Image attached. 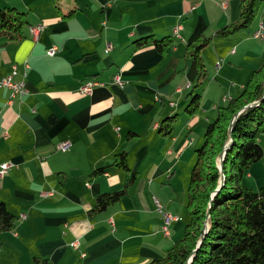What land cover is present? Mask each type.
Listing matches in <instances>:
<instances>
[{"label":"crops","instance_id":"obj_1","mask_svg":"<svg viewBox=\"0 0 264 264\" xmlns=\"http://www.w3.org/2000/svg\"><path fill=\"white\" fill-rule=\"evenodd\" d=\"M239 4L0 0V7L25 11L28 20L18 40L0 36V77L13 63L26 71V91L12 103L9 88L0 86V163H11L0 174V199L17 216L12 229L0 231V264H33L35 256L51 264H144L165 253L189 218L176 178L190 172L193 157L184 162L183 155L202 141L213 110L237 95L264 61V35L253 36L260 22L264 27L263 3L249 27L230 37L213 36L201 48L207 79L199 108L185 112L197 73L195 62L184 56L185 46L236 20ZM38 22L43 28L34 36L29 27ZM147 34L173 39L163 52L153 42L136 46L134 40ZM51 45L57 50L48 54ZM85 79L97 82L88 93L79 89ZM208 110L213 113L205 115ZM174 113L171 134L160 132L161 119ZM64 140L67 148H58ZM122 150L129 170L108 165ZM102 165L107 167L93 173ZM256 167L245 174L259 186ZM132 171L128 192L90 215L95 196L121 188ZM153 196L162 209L180 214L168 234L161 230Z\"/></svg>","mask_w":264,"mask_h":264},{"label":"trees","instance_id":"obj_2","mask_svg":"<svg viewBox=\"0 0 264 264\" xmlns=\"http://www.w3.org/2000/svg\"><path fill=\"white\" fill-rule=\"evenodd\" d=\"M264 0H240L239 17L217 28L212 35L200 33L185 46V58L197 68L196 78L188 92L185 112L199 108L207 68L200 54L213 36L230 37L249 27ZM26 12L15 7H0V36L7 41L24 35L28 22ZM172 35L154 37L147 34L134 40L136 46L153 42L159 52L172 42ZM177 113L165 115L159 131L171 134ZM133 132L131 131L129 135ZM264 134V61L255 68L241 91L217 107L203 131L202 143L194 148L187 187L189 218L182 234L162 256L144 264H264V181L257 187L242 182L253 162L263 155L260 135ZM222 158V159H221ZM222 162L221 170L218 163ZM108 165L129 170L126 152H117ZM106 166H98L93 173ZM221 172L224 179L221 182ZM132 171L121 188L103 191L95 196L89 214L102 211L128 192L135 179ZM17 216L0 199V231L14 227ZM33 264H51L47 257L35 256Z\"/></svg>","mask_w":264,"mask_h":264},{"label":"built area","instance_id":"obj_3","mask_svg":"<svg viewBox=\"0 0 264 264\" xmlns=\"http://www.w3.org/2000/svg\"><path fill=\"white\" fill-rule=\"evenodd\" d=\"M225 5V3H223ZM178 27L174 28V32L178 34ZM43 28V25L41 22H38L36 24L30 25L29 30L30 32L34 35L37 36L40 30ZM263 24L262 22L259 23L258 28H256L253 31V36L255 37H261L264 35L263 31ZM111 49V44L107 43L106 50ZM57 50L56 45H51L47 49L48 54H53ZM218 62V61H217ZM27 66V65H26ZM25 77H26V71L25 69L21 70L19 68V65L17 63H13L11 65V70L9 73H7L4 76L0 77V86H7L9 88V95L7 98V103H12L15 97L18 95L23 94L26 91L25 87ZM115 81L122 85L123 84V79L119 74H116L114 77ZM97 82L92 79H85L82 84L80 85V91L83 93H88L91 91L92 87L96 84ZM69 145L68 140L61 141L57 144V147L60 149H66L67 146ZM11 166L10 162L4 161L0 163V174H4ZM153 200L155 201L157 209L161 212L162 215V224H161V230L164 234L169 233V224L171 223L172 220L179 219L180 216L172 214L170 211L163 210L160 202L158 199L153 196ZM71 245L76 247L78 246V241L77 239L73 240L71 242Z\"/></svg>","mask_w":264,"mask_h":264},{"label":"rangeland","instance_id":"obj_4","mask_svg":"<svg viewBox=\"0 0 264 264\" xmlns=\"http://www.w3.org/2000/svg\"><path fill=\"white\" fill-rule=\"evenodd\" d=\"M263 3H264V1H263ZM263 3L261 4V6L259 7V10L257 11V13L258 14H256V15H259V11H260V9H261V7H262V5H263ZM253 22V21H252ZM251 25V24H250ZM249 25V26H250ZM206 35H209V34H206ZM206 66V65H205ZM224 93L225 92H227V90H224L223 91ZM224 93H221V94H224ZM218 100V99H217ZM216 100V101H217ZM213 111H217V109L216 110H213ZM213 111L212 110H208V111H206L205 112V115L206 114H212L213 113ZM202 114L204 115V111L202 112ZM261 135H264L263 133L261 134ZM191 137H193L194 138V136H192V134L190 135ZM261 137V136H260ZM190 140V139H189ZM202 143V141L200 142V143H198V145L197 146H199L200 144ZM194 144L195 143H192V145H191V147L190 148H192V146H194ZM187 148H189V147H187ZM187 149L186 150V155L184 154L183 155V157L184 158H186L185 160H183L184 162L185 161H187V159H188V157H189V155L191 156L192 155V157H193V159H192V161H191V163H190V165L188 164V167H189V171H190V169H191V167H192V164H193V162H194V160H195V158H196V153H195V151H194V148H192V149ZM257 166V167H256ZM218 167H220V163H218ZM252 167H256V180H257V182H258V184H261L263 181H264V175H262L263 177H261V175L260 174H262L263 172V170H264V159H259V160H257L256 162H253L252 163V165L249 167V170H251L252 169ZM262 170V171H261ZM246 173V172H245ZM243 174V176H242V182L244 183V184H247V185H249V184H253V185H255L256 183H255V181L253 180V178L252 177H248V176H246V174ZM189 175H190V172L187 174H185L183 177L182 176H179V177H177L176 179H177V181L179 182V184L181 185V187L180 188H182V190H183V192L182 191H180V193L179 194H183V193H185V196H187V185H188V181H189ZM251 186V185H250ZM258 185H255L254 187H257ZM181 208V207H180ZM164 210V209H163ZM168 211V210H167ZM171 212V211H170ZM182 212H183V215H184V212L186 213V215H184L185 216V218H186V216L188 217L189 216V210H188V207H187V205H186V200H185V204H184V206H182ZM172 214H174V215H180V214H178V213H173V212H171ZM183 230H184V227H183ZM182 230V231H183Z\"/></svg>","mask_w":264,"mask_h":264},{"label":"water","instance_id":"obj_5","mask_svg":"<svg viewBox=\"0 0 264 264\" xmlns=\"http://www.w3.org/2000/svg\"><path fill=\"white\" fill-rule=\"evenodd\" d=\"M222 159V158H221ZM221 168H222V162H220V167H219V169L221 170ZM223 179H224V176H223V173L221 172V182L223 181Z\"/></svg>","mask_w":264,"mask_h":264},{"label":"bare ground","instance_id":"obj_6","mask_svg":"<svg viewBox=\"0 0 264 264\" xmlns=\"http://www.w3.org/2000/svg\"><path fill=\"white\" fill-rule=\"evenodd\" d=\"M4 177V176H3Z\"/></svg>","mask_w":264,"mask_h":264}]
</instances>
